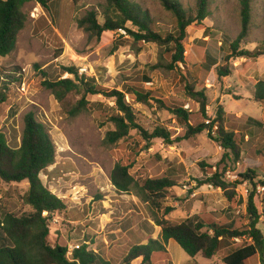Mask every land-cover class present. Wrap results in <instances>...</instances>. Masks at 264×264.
Returning a JSON list of instances; mask_svg holds the SVG:
<instances>
[{"label": "rangeland", "instance_id": "374dc122", "mask_svg": "<svg viewBox=\"0 0 264 264\" xmlns=\"http://www.w3.org/2000/svg\"><path fill=\"white\" fill-rule=\"evenodd\" d=\"M178 1L195 15L197 0ZM135 2L148 14L156 32L164 36L175 32L173 14L158 0ZM48 8L46 12L36 3L24 7L29 19L19 34L16 50L0 57V69L19 77L0 112V133L9 141L16 134L20 144L24 119L30 112L50 131L57 151L56 164L44 171L41 179L66 205L63 212L51 216L50 245L69 248L85 244L113 264H122L133 246L150 239L161 240L157 218L182 223L209 214L218 223L234 222L245 230L253 183L241 175L249 169L257 173L254 183L261 216L258 227L264 233V101L258 102L254 96L256 85L264 81V56L226 62L231 53L228 39L236 40L242 30L240 0H210L209 18L203 28L196 23L188 28L185 64H178L174 70L167 68L172 56L167 47L135 42L125 31L105 32L97 38L79 27V20L90 11L97 14L100 24L112 17L107 0H80L76 4L74 0H48ZM251 9L249 35L241 43V50L254 51L264 44V0H252ZM127 28L137 31L130 23ZM208 49L218 58V66L228 67V77H221L217 66L205 72ZM73 67L80 75L94 77L101 91L135 89L149 92L161 101L164 106L155 101L141 104L135 96H127L138 123L150 133L163 127L174 138L184 137L187 128L171 113L174 107L192 113L189 123L194 127L214 120L219 109H223L225 126L236 134L241 149L239 162L229 152L231 157H225L227 151L209 129L173 146L159 139L148 143L136 130L118 144L106 145V134L114 129L110 123L116 108L114 99L73 92L59 102L44 86L45 80L72 78L65 69ZM84 69L87 73L81 74ZM186 87L204 92L208 118L201 105L187 95ZM83 98L87 108L72 116L71 111ZM118 164L129 167L140 185L160 178L175 182L169 197L161 202V210L144 194L140 195L137 188L130 194L115 190L110 176ZM219 164L222 168L227 166L229 183H242L233 201H228L221 189L201 184L216 172ZM28 189L27 181L5 183L0 179V216L32 213L33 209L24 202ZM167 207L174 210L165 216ZM166 251L155 264H224L222 258L227 252L221 251L211 260L201 255L191 258L173 240L166 245ZM140 263L141 259L132 264ZM250 264H260L259 258L254 257Z\"/></svg>", "mask_w": 264, "mask_h": 264}, {"label": "trees", "instance_id": "16d2710c", "mask_svg": "<svg viewBox=\"0 0 264 264\" xmlns=\"http://www.w3.org/2000/svg\"><path fill=\"white\" fill-rule=\"evenodd\" d=\"M78 1L80 0H74V3ZM158 1L166 11L173 14L176 20L175 32L166 36L153 29L148 14L135 0H107L113 10L112 17H107L105 22L100 24L97 14L90 11L79 20L78 25L97 38L105 32L123 30L135 42L154 43L160 47H167L168 52L172 53L171 62L167 68L174 70L178 64H185L184 42L188 37V28L195 23L203 28L204 22L209 18L210 0H197L195 15L188 13L178 0ZM251 2L252 0H240L242 30L236 40L228 39L231 53L226 58V62L232 58L253 60L264 56V44L254 51L240 49L241 43L249 35L252 17ZM29 3H36L44 11H49L48 0H0V57L5 58L16 50L19 34L29 19L28 14L23 10ZM129 23L136 27L137 31L128 29ZM221 46L224 48V44ZM218 65V58L210 49L206 50L203 65L206 73L217 66V72L221 77H228L231 74L228 67ZM65 70L72 75V78L44 81L46 89L50 90L59 102L73 92L83 93L84 96L103 95L115 100L116 108L110 117V123L114 125V129L107 132L106 145L114 146L136 130L148 143L159 139L164 144L173 146L209 129L211 134L215 133V140L227 151L225 157L229 158L232 155L234 161L239 162L241 149L236 134L225 126L223 109H219L214 120L209 119V123L194 127L189 123L192 113L183 107H174L169 110L187 128L184 137L174 138L171 131L163 127H157L150 133L138 123L134 108L127 102V96H135L137 103L148 104L155 101L164 106L161 101L154 99L151 93L135 89H130L128 92L101 91L94 77L80 75L75 67ZM18 80L17 73L0 69V112L8 101L11 86ZM186 92L191 99L201 105L203 115L208 118L207 97L204 92H197L191 87H186ZM254 96L256 101H264V81L256 85ZM86 108L87 103L83 98L71 111V115L76 116ZM24 122L20 144L17 142L16 134L12 141H9L5 134L0 133V179L5 183L27 181L29 189L24 196V202L33 209V212L20 217L13 213H3L0 216V264H113L85 244L80 249L74 250L70 257L68 246L50 245L48 239L51 233V216L66 209L64 201L53 194L41 179V174L56 164V146L48 127L40 123L33 112L25 116ZM226 172L227 166L222 168L219 164L216 172H212L211 177L201 184H209L221 189L227 200L233 201L236 190L242 183L238 181L229 183L226 180ZM256 175L253 169L241 175L243 179L253 183V191L249 195L247 204L249 222L245 230L237 228L234 222L218 223L209 214L182 223L157 218L155 224L161 228V240L150 239L145 244L133 246L122 264H132L139 259H141L140 264H155L161 256L167 254L166 245L172 240L191 258L201 255L204 259L211 260L221 251H227L222 258L224 264H250L254 257H258L260 264H264V233L258 227L261 216L256 204L257 186L254 183ZM110 180L115 190L121 194H130L134 188H137L139 194H144L158 210H161V202L169 197L170 190L176 186L175 182L169 178L149 179L140 185L130 174V168L121 164L115 166ZM173 210L171 207L165 208L164 215H169ZM44 213H48V216ZM205 229L207 231H204ZM168 264L173 263L169 261Z\"/></svg>", "mask_w": 264, "mask_h": 264}, {"label": "built area", "instance_id": "2783aa9c", "mask_svg": "<svg viewBox=\"0 0 264 264\" xmlns=\"http://www.w3.org/2000/svg\"><path fill=\"white\" fill-rule=\"evenodd\" d=\"M119 31H123V30H119ZM80 73L81 74H83V73H87V71L84 69V70H80ZM53 194H55V193H53ZM56 195V194H55ZM57 196V195H56ZM58 198H60L61 199V197L58 195L57 196ZM61 200H63V199H61ZM44 215L45 216H48V213H44ZM263 218V220H264V216L262 217ZM80 245H76V244H74V245H71L70 247H69V253H68V256L70 257L71 255H72V253L74 252V250H76V249H80Z\"/></svg>", "mask_w": 264, "mask_h": 264}, {"label": "crops", "instance_id": "0c3cea01", "mask_svg": "<svg viewBox=\"0 0 264 264\" xmlns=\"http://www.w3.org/2000/svg\"><path fill=\"white\" fill-rule=\"evenodd\" d=\"M171 242V241H170Z\"/></svg>", "mask_w": 264, "mask_h": 264}]
</instances>
